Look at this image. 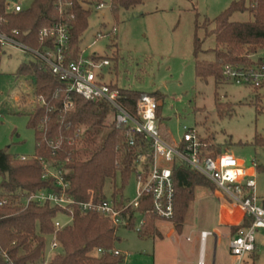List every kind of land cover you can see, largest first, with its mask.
<instances>
[{
    "label": "rangeland",
    "instance_id": "obj_1",
    "mask_svg": "<svg viewBox=\"0 0 264 264\" xmlns=\"http://www.w3.org/2000/svg\"><path fill=\"white\" fill-rule=\"evenodd\" d=\"M7 1L10 9L16 4L27 9L33 2ZM234 1L239 0H145L121 12L118 19L111 12V0H99L103 3L100 9L96 4L83 3V7L92 12L81 35L80 48L83 57L95 54L110 61L100 69L102 82L158 95L160 117L157 123L161 135L169 142L180 141L184 126L194 127L216 150L243 160L245 167L252 166L255 160L259 166L256 192L264 201V147L253 145L256 134L264 135V84L258 89H254L258 86L226 79L217 84L214 78H197L195 71L196 38L202 43L198 58L214 60L209 50L215 47V37L207 34L213 24L207 25V21L214 20ZM66 6H70L66 0H61V5L58 1L59 13H63ZM252 19L248 11L236 12L231 17L235 21ZM0 53V149L19 158H32L37 151L36 132L28 121L38 96L31 78L19 71L23 64L36 58L31 52L12 45L3 46ZM251 57L264 61V48ZM100 109L95 111L88 107L84 120L95 123ZM116 184L118 188L123 186L120 174ZM137 185L136 173H133L122 188L123 200L131 202L136 198ZM106 193L110 198L109 184ZM220 202L214 196V188L197 187L181 234L174 232L170 221L160 219L155 221L158 233L141 238L137 228L142 216L137 214L134 228H117L120 240L115 248L125 256L120 264H198L202 230L217 236L206 240L204 264H232L229 244L233 234L221 221L228 223L237 219L228 216L226 209L222 216ZM56 220L71 223V216L59 213ZM52 240V235L46 236L45 264L60 251V248L52 249ZM258 243L257 255H247L243 264H264L262 234L258 235Z\"/></svg>",
    "mask_w": 264,
    "mask_h": 264
},
{
    "label": "trees",
    "instance_id": "obj_2",
    "mask_svg": "<svg viewBox=\"0 0 264 264\" xmlns=\"http://www.w3.org/2000/svg\"><path fill=\"white\" fill-rule=\"evenodd\" d=\"M58 1L33 0L30 8L15 12L10 10L7 0H0V31L11 33L18 30L17 38L20 41L34 49L43 50L45 47L53 48V43L51 40L40 41L41 29L68 21L70 46L66 62L79 60L82 54L81 35L88 26V17L92 12L83 7V3L97 6L102 3L99 0H66L70 6H66L65 11L59 13ZM252 1H234L214 20L207 21V25L213 24L207 34L215 37V47L209 50L214 54V60L198 58L202 43L196 38L194 55L197 78H214L217 84H222L226 65L246 68L263 63V60L255 61L251 56L264 48V1L254 0V4ZM144 2L145 0H111L110 8L113 16L118 19L121 12ZM244 11L250 12L253 19L231 20L234 13ZM70 15L74 17L69 19ZM1 49L2 47L0 51ZM35 58V61L23 64L19 74L31 78L35 94L41 95L45 101L44 104L37 103L29 114L28 125L36 132V155L22 160L0 149V199L9 198L8 204L0 206V264H10L6 262L2 250L9 255L13 264H45L46 236L54 233L60 251L46 264L123 263L125 256L114 253L115 244L120 240L117 235L118 227L111 225L99 213L81 211L76 207L71 223L56 231V216L59 213L68 214L67 208L48 203L40 205L31 202L25 205L24 201H16L42 189L58 194L62 192L53 177L43 178L45 163H49L63 171L65 179L70 183L65 192L77 201L88 200L86 191L89 188L94 189L97 201L108 199L106 185L109 184L110 198L121 205L124 203L122 188L131 175L138 172L139 156L145 157L142 166L146 171L152 152L150 141L141 134L135 135L134 146L129 145L126 137L129 128L116 126V109L107 101L102 103L97 121L87 123L84 120L86 109L89 107L96 111L97 107L78 93L69 91L70 81L60 79L40 57L35 55ZM89 58L96 61L101 59L95 54ZM109 86L118 91L119 101L132 113L136 112L138 99L147 94L122 89L114 84ZM261 87L263 86L254 89ZM150 95L159 99L157 94ZM218 108H223L220 103ZM43 123L44 128L39 129ZM57 139L61 141V147L53 153L48 141ZM211 144L210 151L220 153L212 142ZM253 145L264 147V135L256 134ZM118 174L123 180L121 188L116 184ZM174 180L175 212L168 221L181 234L195 199L196 188L214 187L199 172L185 166H176ZM118 196L120 201L117 200ZM128 212L127 228H134V214H142L145 223L138 231L141 238H149L158 233L155 221L161 218L152 210L150 201H142L135 210L129 209ZM238 229L239 227L232 226L231 232L235 234ZM99 249L104 252L99 253Z\"/></svg>",
    "mask_w": 264,
    "mask_h": 264
},
{
    "label": "built area",
    "instance_id": "obj_3",
    "mask_svg": "<svg viewBox=\"0 0 264 264\" xmlns=\"http://www.w3.org/2000/svg\"><path fill=\"white\" fill-rule=\"evenodd\" d=\"M59 5H61V0H59ZM102 7L103 3L97 6L98 9ZM21 9L22 7L16 4L10 10L18 12ZM73 17L70 15L69 19ZM18 35V30H13L11 33L0 31V47L12 45L40 57L60 79L70 81L69 91L78 93L98 109L101 108L104 101L110 103L116 109V126L129 128L126 135L129 145L134 146L135 135L141 134L150 141L152 152L146 171L142 166L145 157L139 156L141 163L139 162V169L136 173L137 196L131 202L124 200V203L120 205L111 198L97 201L93 188L86 191V195L89 197L87 201H77L65 192L70 183L65 179L63 171L49 163H45L43 178L53 177L62 192L58 194L52 190L42 189L31 192L16 201H24L25 205L34 202L40 205L48 203L52 206L67 208L71 221L76 207L81 211H94L107 218L109 223L116 227L127 226L129 209L135 210L140 202L150 201L152 210L158 217L163 220H170L175 212V168L177 165L185 166L203 175L213 185L214 194L217 198L242 210L241 222L234 225L239 229L235 234L232 233L233 237L229 244L230 254L233 258L232 264H243L247 255H257L260 247L258 243L259 234H262L264 242V201L256 192L255 169L258 165L255 160L252 161V166L245 167L243 160L230 155L228 152L214 153L210 151L211 142L194 127L184 126V133L180 141L169 142L159 130L157 123L159 103L154 96L142 95L136 103V112L132 113L119 101L118 91L111 89L109 84L102 82L103 76L100 69L102 66L110 64L108 59L96 61L89 56L83 57L81 54L79 60L66 62V54L70 46L68 21L42 28L39 32L40 41L51 40L53 48L34 49L20 41L17 38ZM223 75L226 80L237 84L254 87L263 85L264 61L259 66L246 68L226 65L223 69ZM37 101L39 104L45 103L41 95L38 96ZM42 128H44V123L39 126V129ZM48 145L53 148L54 153L60 149L61 141L58 139L49 140ZM20 158L22 160L28 159L25 156ZM8 203L9 198L0 199V206ZM137 214L142 216V214L136 213L134 214L136 219ZM144 223L145 220L142 216L137 228L138 231ZM68 224L70 222L61 223L56 220V231ZM213 235L215 236L211 231H201L198 264H204L206 240ZM52 236L51 247L57 249L59 242L56 233ZM98 252L102 253L104 250L99 249ZM114 253L120 254L121 251L115 249ZM2 254L6 262L13 264L5 251L2 250Z\"/></svg>",
    "mask_w": 264,
    "mask_h": 264
},
{
    "label": "crops",
    "instance_id": "obj_4",
    "mask_svg": "<svg viewBox=\"0 0 264 264\" xmlns=\"http://www.w3.org/2000/svg\"><path fill=\"white\" fill-rule=\"evenodd\" d=\"M255 170H256L255 172L257 174V171H258L257 167H256ZM214 196H215V194H214ZM217 199H219V198H217ZM219 201H221L220 202V206H219L220 207L219 210H220V213L222 214V216H223V211L226 209L228 216H230L231 218L235 217L237 219L236 221L228 222V223L224 222L223 220L221 221L222 224L227 225V226L230 227V232H231V227L234 226V225H237V224H239L241 222L242 214H243L242 210L239 207H235V206H232V205H230L228 203H224L221 199H219ZM202 231H207V230H202ZM174 232H175V229H174ZM187 240H190V238H187ZM199 243H200V241H199Z\"/></svg>",
    "mask_w": 264,
    "mask_h": 264
}]
</instances>
